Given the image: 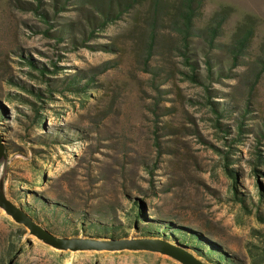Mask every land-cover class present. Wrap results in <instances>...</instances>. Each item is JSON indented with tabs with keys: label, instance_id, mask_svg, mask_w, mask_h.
Masks as SVG:
<instances>
[{
	"label": "rangeland",
	"instance_id": "obj_1",
	"mask_svg": "<svg viewBox=\"0 0 264 264\" xmlns=\"http://www.w3.org/2000/svg\"><path fill=\"white\" fill-rule=\"evenodd\" d=\"M82 2L63 1L59 10L54 0H0V197L22 213L27 205L67 237L73 227L85 237L80 222L105 223L128 241L135 238L131 203L141 200L149 220L193 230L234 264H264V165L256 173L251 163L257 148L264 156V0H200L186 47L174 28L180 0H137L89 39L87 11L100 14ZM111 6L116 12L114 0ZM62 24L70 27L58 41L51 33ZM248 29L252 37L234 62L235 39ZM27 59L44 65L47 77H92L88 95L41 96L38 126L20 96L32 99L26 87L47 86ZM186 61L198 81L188 78ZM205 89L230 111L220 120L227 133L215 126ZM241 122L246 131L235 140ZM225 151L245 204L235 199ZM0 264L182 263L144 249L57 248L0 206Z\"/></svg>",
	"mask_w": 264,
	"mask_h": 264
},
{
	"label": "trees",
	"instance_id": "obj_2",
	"mask_svg": "<svg viewBox=\"0 0 264 264\" xmlns=\"http://www.w3.org/2000/svg\"><path fill=\"white\" fill-rule=\"evenodd\" d=\"M38 5L41 3V0H36ZM55 4L54 6L57 9L64 8L63 7V1L64 4L67 0H54ZM84 6L89 1V5L92 8H95L97 12L100 14V18L94 17L92 14H90L87 11V22L89 26V35L86 36L87 39L94 37L97 33L95 32V29L102 30L106 28L110 23H114L116 19L120 18L122 11L129 10L128 8H131L134 6L135 3H137V0H114L116 2L117 11H113L112 2L113 0H106L108 3L105 2V5L97 0H81ZM59 3L58 4H56ZM200 0H180L178 8L176 10L175 14V22H178V25H175L174 22V28L177 30L178 35L181 40V44L186 47V40L193 34L194 29V20L196 11L200 8ZM35 7V11L42 16L41 21L45 24L48 23L47 16L44 11H37ZM155 11V8H154ZM70 24H62L58 30L51 33L53 34L57 40H61L64 38V35L68 34L69 26ZM45 35L49 34V27H45L42 31ZM217 28L213 27L210 30V37L215 38L216 37ZM252 37V30L248 29L242 34H240L238 37H236L234 42V62H237L238 54L245 53V50L247 48V45L250 41V38ZM149 38L153 39V33H149ZM238 53V54H236ZM187 60V59H185ZM188 65H191V73L188 75V78L192 81H198L199 78L197 76L196 71L194 70V64L192 62H188ZM27 64L34 70V73H30L33 78H38L39 81L46 83V88L39 89L33 88V87H26L25 90L30 94L32 99H29L27 96H20L21 100L25 103H28L30 106H32V109L34 110V119L33 121L35 124L40 126V121H42L39 117V109L41 108L40 104L36 101H41L40 97L45 95L47 99H52L53 92H59L63 94V92H70L73 94H80L82 97L85 95H88V91L86 88L90 86V82L92 81V77L87 78V81L85 83L81 82V79L83 78L80 74H72V75H64L62 79H55L53 77H47V75L44 73L47 68L44 65H39L36 62H33L30 59H27ZM208 64V75L211 73L210 68V62L207 61ZM52 69H50L51 75H56L57 69L59 68L56 62H52L49 64ZM39 74V75H38ZM208 93V96L206 97V102L210 105H212V111L215 114V126L218 127L219 130H223L224 132H228L227 125L223 124L222 120L226 116H230V111L226 108H219L210 98V91L209 89H205ZM19 96V95H18ZM227 112V113H226ZM248 110L243 111L242 116L245 117V113H247ZM244 123H238L236 125L237 127V137L235 140H240L242 138V133L246 131L245 127L242 126ZM234 140V138H233ZM232 141V140H231ZM229 146L231 145L228 141ZM255 151V159L252 161L253 165V171L256 173H259V170L256 168L257 165H264V156L260 153L259 148ZM225 155L224 158V168L230 178H232V189L234 190L235 199L241 202L242 204H245L246 198H244L243 194H240L236 187V178L237 173L236 169L229 167V160L230 156L228 153L229 151L224 152ZM231 161V160H230ZM264 194H262L261 190V196L263 197ZM37 203L42 204L43 202L39 199H34ZM23 214L36 226H40L41 229L44 231L53 234H61L62 239H69V240H76V239H83V240H92V241H100V242H110V241H120V240H127L126 233L120 232V227L111 225L108 227L105 223H94L89 224L87 227H84V223L80 222L79 227L81 233H84L85 237L78 238L77 234L79 230L76 227H73V235L72 237H67L66 232H59L55 228L51 227V225L48 224V222H39L36 215H33L31 213H34L27 205H22ZM50 209H48L49 211ZM128 215L132 218V225L131 229L135 231V238L132 240L133 242L136 241H145L150 242L155 248H158L156 250H152L153 252H159L160 254H164L167 256H171L172 258L176 259L173 255L161 251L163 249V245L169 246L172 248L173 251L178 252L179 254H185L188 256H192L195 260L202 264H234L228 256L219 249H217L216 246L209 244L205 242L202 238L198 236L196 232L193 230H189L186 228H180V227H169L170 223H166V225H161L156 222H153L155 220H149L144 212V204L141 200L134 199L131 203V211L128 213ZM63 225L65 223H70L69 220L64 218ZM75 224H73L74 226ZM59 232V233H58ZM158 245V246H157ZM151 246V247H153ZM161 247V248H160ZM151 251V250H150ZM178 260V259H176ZM179 261V260H178Z\"/></svg>",
	"mask_w": 264,
	"mask_h": 264
},
{
	"label": "water",
	"instance_id": "obj_3",
	"mask_svg": "<svg viewBox=\"0 0 264 264\" xmlns=\"http://www.w3.org/2000/svg\"><path fill=\"white\" fill-rule=\"evenodd\" d=\"M4 153V145L0 139V156ZM0 206L3 207L6 213L17 223H20L32 231L36 232L37 235L45 240L47 243L52 244L53 246L61 249H70V250H83V249H129V250H156L152 243L145 241H128V240H120V241H110V242H100V241H92V240H69L57 238L50 233L44 231L40 227L33 224L22 212L21 210L8 201L5 198L0 197ZM153 246V247H151ZM158 246V245H157ZM163 249L161 251L169 253L173 255L176 259H178L182 264H202L195 260L192 256H188L185 254H179L176 251H173L171 247L163 245ZM161 248V247H160Z\"/></svg>",
	"mask_w": 264,
	"mask_h": 264
}]
</instances>
